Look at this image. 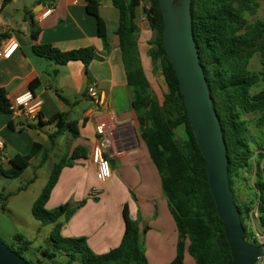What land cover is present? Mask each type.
<instances>
[{
  "label": "trees",
  "instance_id": "obj_1",
  "mask_svg": "<svg viewBox=\"0 0 264 264\" xmlns=\"http://www.w3.org/2000/svg\"><path fill=\"white\" fill-rule=\"evenodd\" d=\"M112 1L119 11L117 35L126 66L127 83L132 90L133 109L138 117L140 135L160 172L162 187L180 232L178 254L170 264H183L187 243L188 252L196 264H232L223 222L218 216L210 190L206 162L188 117L178 77L167 57L163 40L165 22L159 0H147L144 11L153 33L149 40L151 47L148 55L154 73L160 70L167 86L162 101L153 90L140 58L136 17L137 7L142 0ZM261 1L264 0H192L191 5L200 61L226 140L230 185L241 214L244 237L254 242H257L253 239L255 234L247 226L253 208L248 203L238 202L234 183L240 171L249 169L252 159H255L257 219L264 231V148L259 149V146L257 152L252 149L249 121L245 118L246 114L260 113V121L264 122V66L260 71L249 69L255 55H259L264 64V20L249 23L246 16V13L257 14ZM86 3L88 12L98 20V35L108 49L107 25L100 16L101 0H86ZM30 21L35 37L36 25L32 18ZM34 51L59 65L74 60L88 65L98 57L93 47L61 51L45 44L35 46ZM254 88L260 89L253 92ZM9 106L7 92L0 88V113H11ZM49 123L57 126L56 131L50 134L52 143L67 131L75 138L79 135L77 121L69 120L64 113H56L49 119ZM34 146L38 150L41 148L39 143ZM86 155V149L79 146L70 156L60 159L33 203V216L42 224L54 225L50 239L55 249L67 258L66 264H72L78 258L82 264H148L140 245L139 225L129 217L127 210L124 213L126 230L122 241L118 247L106 253L92 252L85 237L61 235L63 224L60 219H69L77 206L65 203L48 209L46 205L62 169L73 166L74 159ZM28 166V158L17 154L10 159L9 168L3 169L0 165V173L6 178H17ZM34 180L35 177L31 182ZM0 199L3 197L0 196ZM15 240L13 247H10L24 256L30 248V241L22 234H17Z\"/></svg>",
  "mask_w": 264,
  "mask_h": 264
},
{
  "label": "crops",
  "instance_id": "obj_2",
  "mask_svg": "<svg viewBox=\"0 0 264 264\" xmlns=\"http://www.w3.org/2000/svg\"><path fill=\"white\" fill-rule=\"evenodd\" d=\"M86 4V0H0V52L12 41L18 43L8 58L0 56V88L6 90L9 101L28 91L43 101L39 119L34 122L12 113H0V141L3 143L0 165L7 163L10 167V151L28 158L29 166L40 158L42 166L50 158V152L63 141L60 137L66 140L67 146L60 159L70 156L76 147H84L87 155L74 159L73 166L62 169L46 205L48 209L65 203L77 206L65 223L63 217L60 219L62 235L85 237L92 252L106 253L122 241L127 210L129 217L139 225L140 245L148 264H170L178 254L180 232L163 190L160 172L140 135L117 35L119 11L112 0H101L100 16L108 30L109 48L106 49L98 35V20L88 12ZM144 6L147 0H142L137 7L136 17L140 57L152 88L162 101L167 86L162 81L161 71L154 73L148 55L153 33ZM50 7H53L51 13L43 16ZM113 9H117V17ZM31 18L36 25L35 37ZM45 44L61 51L93 47L98 57L88 65L80 60L59 65L35 53V46ZM92 83L103 93L105 105H97L88 96L87 89ZM59 112L77 121L79 135L75 138L67 131L52 143L50 134L57 126L49 123V119ZM99 122H106L112 140L107 151L112 176L105 183L97 180L96 167L90 158L98 141L96 126ZM45 134L46 141H40L39 137ZM35 143L41 145L39 150ZM40 153L42 155L38 156ZM95 191L103 197L98 202L89 201V194L94 195ZM108 200L114 211L107 208ZM187 246L188 243L183 264L188 259L196 264Z\"/></svg>",
  "mask_w": 264,
  "mask_h": 264
},
{
  "label": "water",
  "instance_id": "obj_3",
  "mask_svg": "<svg viewBox=\"0 0 264 264\" xmlns=\"http://www.w3.org/2000/svg\"><path fill=\"white\" fill-rule=\"evenodd\" d=\"M165 26L163 40L179 80L184 103L201 153L210 190L223 222L232 264H257L264 258V243L245 239L241 214L229 177V157L223 128L214 107L194 36L192 0H159ZM0 264H30L0 237Z\"/></svg>",
  "mask_w": 264,
  "mask_h": 264
},
{
  "label": "rangeland",
  "instance_id": "obj_4",
  "mask_svg": "<svg viewBox=\"0 0 264 264\" xmlns=\"http://www.w3.org/2000/svg\"><path fill=\"white\" fill-rule=\"evenodd\" d=\"M113 14L117 17V9H113ZM246 16L249 23H253L258 19L264 20V1L260 2L257 14L250 15L246 13ZM150 47L151 45H149V48ZM263 66L264 64L259 55H255L250 61L249 69L251 71H260L263 69ZM162 81L166 84L164 79ZM259 89L260 88H254L253 92ZM157 90L159 96H161V89L158 88ZM260 117V113L245 115V118L249 121V132L252 138L251 145L255 152H257L259 146V149L264 148V122L260 121ZM39 139L40 141H46V134L42 138L40 136ZM60 139L63 141H60L59 146H57L53 152H50V158L42 166H40V158H38L17 178H6L0 173V196L3 197L2 200L0 199V237L11 247H13L16 242L15 236L17 234H22L26 240H29L30 248L24 253L23 257L30 264H66L67 261V258L55 249L50 239L54 225L42 224L40 221L36 220L32 214L33 203L48 182L50 173L55 164L67 149L66 140L61 137ZM59 149L61 151H59ZM62 149L65 150L62 151ZM15 155L16 152H8L9 159ZM41 155L42 153L38 154V156ZM6 161L8 160L6 159ZM262 166L264 167V160L262 161ZM2 167L3 169H7L9 165L5 163ZM256 169V161L252 159V166L249 169L241 170L240 174L235 178L234 190L239 203H248L253 208L251 216L247 220L248 229L254 234H264V231L258 224V213L256 211ZM35 176H37V179L31 182ZM100 190L102 191V189ZM96 192L97 191H95L94 195L89 194V201L98 202V200L103 197ZM107 208L112 211L115 210V208L110 206L109 200ZM101 212L102 210L100 209V213ZM65 221L66 217H63L62 222L65 223ZM62 234L61 232V235ZM72 264L82 263L80 258H78ZM185 264H194V262L188 259ZM257 264H264V258Z\"/></svg>",
  "mask_w": 264,
  "mask_h": 264
},
{
  "label": "built area",
  "instance_id": "obj_5",
  "mask_svg": "<svg viewBox=\"0 0 264 264\" xmlns=\"http://www.w3.org/2000/svg\"><path fill=\"white\" fill-rule=\"evenodd\" d=\"M53 7L47 8L43 16L51 13ZM18 43L12 41L4 51L0 52V56L8 58L12 52L17 48ZM88 96L97 104L105 105L106 100L103 93H100L95 84H91L87 89ZM43 106V101L36 98L31 91L23 93L10 101L9 110L16 116L24 117L28 122H34L39 119V114ZM98 137L97 143L93 146L90 158L95 165L96 178L99 182L105 183L112 176V167L107 156V151L112 145L110 134L107 130L106 122H99L96 126ZM0 148H3V143L0 141ZM253 239L258 240L257 243H264V234L256 233ZM254 242V241H253Z\"/></svg>",
  "mask_w": 264,
  "mask_h": 264
}]
</instances>
